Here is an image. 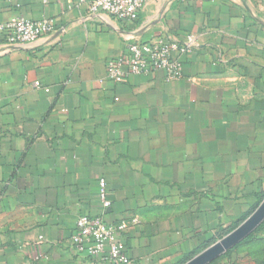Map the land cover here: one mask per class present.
<instances>
[{
	"label": "crops",
	"instance_id": "0c3cea01",
	"mask_svg": "<svg viewBox=\"0 0 264 264\" xmlns=\"http://www.w3.org/2000/svg\"><path fill=\"white\" fill-rule=\"evenodd\" d=\"M79 2L0 0V23L56 28L0 48V264H93L82 215L126 222L134 264H177L264 191V0H148L136 23ZM188 36L181 79L109 80L129 44Z\"/></svg>",
	"mask_w": 264,
	"mask_h": 264
},
{
	"label": "built area",
	"instance_id": "2783aa9c",
	"mask_svg": "<svg viewBox=\"0 0 264 264\" xmlns=\"http://www.w3.org/2000/svg\"><path fill=\"white\" fill-rule=\"evenodd\" d=\"M148 0H80L79 6L89 16L106 13L128 23L138 22ZM51 19L30 20L15 17L0 23V48L9 51L14 46L35 43L55 31ZM197 47L194 36L180 43H166L158 38L151 43L134 42L128 46L126 57L110 60L107 64L109 80L121 84L134 75H147L153 71H166L170 81L183 75L181 56L188 55ZM100 201L104 209H110L105 179L100 181ZM126 222L109 225L101 216L82 215L76 223L72 243L81 253L93 259V264H134L124 241Z\"/></svg>",
	"mask_w": 264,
	"mask_h": 264
},
{
	"label": "water",
	"instance_id": "95a60500",
	"mask_svg": "<svg viewBox=\"0 0 264 264\" xmlns=\"http://www.w3.org/2000/svg\"><path fill=\"white\" fill-rule=\"evenodd\" d=\"M264 223V200L255 212L246 219L238 228L217 241L206 250L196 255L186 264H212L217 259L230 251L233 247L244 241Z\"/></svg>",
	"mask_w": 264,
	"mask_h": 264
},
{
	"label": "rangeland",
	"instance_id": "374dc122",
	"mask_svg": "<svg viewBox=\"0 0 264 264\" xmlns=\"http://www.w3.org/2000/svg\"><path fill=\"white\" fill-rule=\"evenodd\" d=\"M251 235L252 238L248 239ZM251 235L233 247L230 250L232 253L217 264H259L260 262L264 264V227L259 231L255 230Z\"/></svg>",
	"mask_w": 264,
	"mask_h": 264
},
{
	"label": "trees",
	"instance_id": "16d2710c",
	"mask_svg": "<svg viewBox=\"0 0 264 264\" xmlns=\"http://www.w3.org/2000/svg\"><path fill=\"white\" fill-rule=\"evenodd\" d=\"M263 200H264V191L262 192V194H261V196L259 198L258 204L253 208V210L249 213V215H247L245 218L241 219L239 222L234 223L228 229L224 230V232L217 237V239L214 241V243L217 242V240H220V239L224 238L225 236H227L228 234H230L232 231H234L236 228H238L240 226V224L243 223L260 206V204L262 203ZM263 227H264V224L261 225V227H259V229H257V231H259ZM252 236L253 235H251L248 239H251ZM123 237H124V235H123ZM214 243H212V244H214ZM212 244H210V245H208L206 247L200 248L196 253H194L193 255L187 256L186 258L182 259L177 264H186L188 261H190L191 259H193L196 255H198L199 253H201L203 250H205L206 248H208ZM231 253H232V251H229L224 257L217 259L212 264H217L221 259H223L225 257H228ZM259 264H262V262H260Z\"/></svg>",
	"mask_w": 264,
	"mask_h": 264
}]
</instances>
